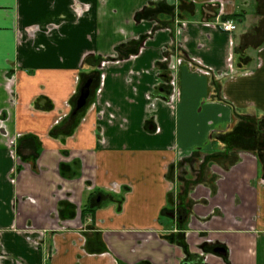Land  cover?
Segmentation results:
<instances>
[{
  "label": "crops",
  "instance_id": "0c3cea01",
  "mask_svg": "<svg viewBox=\"0 0 264 264\" xmlns=\"http://www.w3.org/2000/svg\"><path fill=\"white\" fill-rule=\"evenodd\" d=\"M201 262L264 264V0H0V264Z\"/></svg>",
  "mask_w": 264,
  "mask_h": 264
},
{
  "label": "water",
  "instance_id": "95a60500",
  "mask_svg": "<svg viewBox=\"0 0 264 264\" xmlns=\"http://www.w3.org/2000/svg\"><path fill=\"white\" fill-rule=\"evenodd\" d=\"M95 80L94 75H90L85 82L81 85L79 89V94L75 100V105L73 109V113H76L79 111L83 106H85L86 101L90 95L91 92V84ZM213 252L218 253L220 255H226V249L223 246H217L213 248Z\"/></svg>",
  "mask_w": 264,
  "mask_h": 264
},
{
  "label": "built area",
  "instance_id": "2783aa9c",
  "mask_svg": "<svg viewBox=\"0 0 264 264\" xmlns=\"http://www.w3.org/2000/svg\"><path fill=\"white\" fill-rule=\"evenodd\" d=\"M219 27L221 30L225 32H232L235 30L236 25L233 21L225 19V20L219 21Z\"/></svg>",
  "mask_w": 264,
  "mask_h": 264
},
{
  "label": "flooded vegetation",
  "instance_id": "af4514ba",
  "mask_svg": "<svg viewBox=\"0 0 264 264\" xmlns=\"http://www.w3.org/2000/svg\"><path fill=\"white\" fill-rule=\"evenodd\" d=\"M203 168V167H202ZM217 246H219V245H211L210 246V249H212V251H213V248H215V247H217ZM215 253V252H214ZM199 264H203V262H201V263H199Z\"/></svg>",
  "mask_w": 264,
  "mask_h": 264
}]
</instances>
